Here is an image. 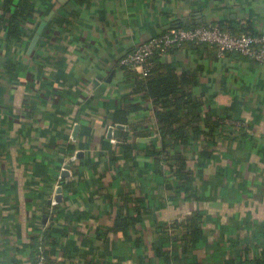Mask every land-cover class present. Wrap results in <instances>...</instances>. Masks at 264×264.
Returning <instances> with one entry per match:
<instances>
[{"label":"crops","instance_id":"crops-1","mask_svg":"<svg viewBox=\"0 0 264 264\" xmlns=\"http://www.w3.org/2000/svg\"><path fill=\"white\" fill-rule=\"evenodd\" d=\"M4 1L0 264H35L33 239L43 229L53 264L263 262L264 64L207 45L162 57L198 76L193 92L203 101L206 133L190 137L188 173L179 178L174 161L145 154L152 141L161 147L156 107L133 93L119 63L137 43L180 25L264 34V0H29L31 17L15 41ZM208 118L221 123L211 137ZM124 143L134 146L129 158ZM60 175L61 200L51 209ZM196 221L203 238L185 249ZM161 243L168 257L156 254Z\"/></svg>","mask_w":264,"mask_h":264},{"label":"trees","instance_id":"trees-1","mask_svg":"<svg viewBox=\"0 0 264 264\" xmlns=\"http://www.w3.org/2000/svg\"><path fill=\"white\" fill-rule=\"evenodd\" d=\"M28 1L29 0H23L14 11H11L13 0L4 1V15L6 16L7 13H11L8 33L14 41L21 38L24 24L31 17V4ZM220 26L230 29L236 35L244 34H238L229 26ZM246 31V33L256 34L251 27ZM186 46L192 48L199 47L192 44ZM161 59L162 57L159 56L153 57L154 67L147 76H133V93L135 95H140L144 101H151L156 107L155 117L157 120L161 147H158L160 142L152 141L144 151L145 154L154 159L158 158L165 162L168 161V163L174 161L176 168L171 166V169L176 172L177 176L180 178L184 175V172L188 173L186 169L188 161L183 153L188 148L190 137L197 138L206 133L201 127V109L203 101L193 92L194 87L198 84V76L192 72L179 73L175 63H164ZM207 124L210 130L206 136L209 137L221 126L220 121H214L211 118H208ZM213 143L214 142H212V144ZM208 145L210 146L211 144ZM123 146L125 148L126 157H131V153L135 150L134 146L128 143H124ZM200 155H202L203 158H209L211 154L207 149L200 153ZM133 221H136V219H133L132 222ZM184 236L188 241L185 245V249L187 247H195L201 242L203 238L202 229L198 221L194 222L193 227ZM33 241V249L35 252L36 237ZM160 245L161 246H156V254L158 256L168 257V254L163 251V246L165 244L161 243ZM227 264L235 263L234 261H229ZM255 264H264V261H257Z\"/></svg>","mask_w":264,"mask_h":264},{"label":"built area","instance_id":"built-area-1","mask_svg":"<svg viewBox=\"0 0 264 264\" xmlns=\"http://www.w3.org/2000/svg\"><path fill=\"white\" fill-rule=\"evenodd\" d=\"M188 44L195 46L207 45L214 48L219 56L238 54L254 63L264 64V34L244 33L236 35L230 29H226L217 24L172 27L156 37L137 43L120 60L119 64L123 69L129 71L132 77H145L154 67V56L164 57L171 50L184 48ZM225 123L228 125H243L241 122L234 120H227ZM77 158L78 154L75 153L67 159L63 170L67 171V167H71ZM63 181L65 180L60 175L56 196ZM56 196L51 202V209H54L58 205ZM49 249L47 231L43 229L36 237L34 263L53 264L51 256L49 255Z\"/></svg>","mask_w":264,"mask_h":264},{"label":"water","instance_id":"water-1","mask_svg":"<svg viewBox=\"0 0 264 264\" xmlns=\"http://www.w3.org/2000/svg\"><path fill=\"white\" fill-rule=\"evenodd\" d=\"M46 24H47L46 21H44V22L42 23V25L40 26V28L38 29L37 35H36V37H35V39H34L35 43H37L38 40L40 39V36H41L43 30L45 29ZM180 26H181V25H180ZM117 128H127V127H125V126H123V125H120V126H117ZM111 136H112V133L110 134V137H111ZM78 157H79V155H78ZM67 168L69 169L70 166H68ZM61 192H62V189L60 188V189L58 190V195L56 196V201H57V202H60V200H61Z\"/></svg>","mask_w":264,"mask_h":264}]
</instances>
